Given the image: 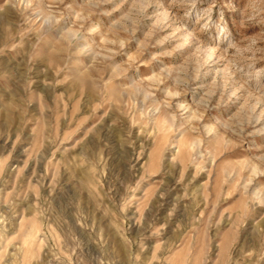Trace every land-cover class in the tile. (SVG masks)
Masks as SVG:
<instances>
[{
    "label": "rangeland",
    "instance_id": "obj_1",
    "mask_svg": "<svg viewBox=\"0 0 264 264\" xmlns=\"http://www.w3.org/2000/svg\"><path fill=\"white\" fill-rule=\"evenodd\" d=\"M0 264H264V0H0Z\"/></svg>",
    "mask_w": 264,
    "mask_h": 264
}]
</instances>
